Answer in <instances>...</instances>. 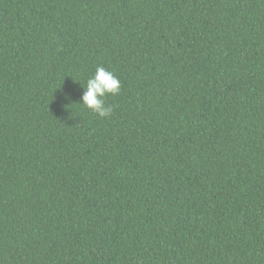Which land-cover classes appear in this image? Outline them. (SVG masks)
Returning a JSON list of instances; mask_svg holds the SVG:
<instances>
[{
    "label": "trees",
    "instance_id": "1",
    "mask_svg": "<svg viewBox=\"0 0 264 264\" xmlns=\"http://www.w3.org/2000/svg\"><path fill=\"white\" fill-rule=\"evenodd\" d=\"M0 264H264V0H0Z\"/></svg>",
    "mask_w": 264,
    "mask_h": 264
},
{
    "label": "clouds",
    "instance_id": "2",
    "mask_svg": "<svg viewBox=\"0 0 264 264\" xmlns=\"http://www.w3.org/2000/svg\"><path fill=\"white\" fill-rule=\"evenodd\" d=\"M80 96V104L95 112L99 117L111 114V107L105 103L107 95H117L121 90V81L115 74L102 66L87 79Z\"/></svg>",
    "mask_w": 264,
    "mask_h": 264
}]
</instances>
